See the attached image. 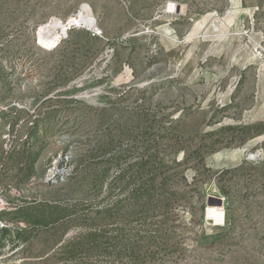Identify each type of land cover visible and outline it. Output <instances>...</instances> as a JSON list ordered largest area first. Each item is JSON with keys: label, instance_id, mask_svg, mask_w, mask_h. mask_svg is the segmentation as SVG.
Here are the masks:
<instances>
[{"label": "rangeland", "instance_id": "obj_1", "mask_svg": "<svg viewBox=\"0 0 264 264\" xmlns=\"http://www.w3.org/2000/svg\"><path fill=\"white\" fill-rule=\"evenodd\" d=\"M83 6L102 35L44 46ZM29 132L0 264H264V0H0L1 144ZM101 228L100 252L61 255Z\"/></svg>", "mask_w": 264, "mask_h": 264}, {"label": "trees", "instance_id": "obj_2", "mask_svg": "<svg viewBox=\"0 0 264 264\" xmlns=\"http://www.w3.org/2000/svg\"><path fill=\"white\" fill-rule=\"evenodd\" d=\"M40 155L38 134L29 132L25 134V139L17 137L12 145L7 149L4 148L0 141V186L5 181H14L17 185L25 183L33 174V167ZM105 213L104 208H100ZM28 230H21L17 233L19 239H24ZM9 233L8 227L0 229V246L6 235ZM104 230L98 229L86 234L79 233L77 236L66 240L60 247L61 255L69 258L76 254L87 252H100L103 247Z\"/></svg>", "mask_w": 264, "mask_h": 264}, {"label": "bare ground", "instance_id": "obj_3", "mask_svg": "<svg viewBox=\"0 0 264 264\" xmlns=\"http://www.w3.org/2000/svg\"><path fill=\"white\" fill-rule=\"evenodd\" d=\"M94 25L95 21L91 15L90 8L88 6H83L78 16L68 19L67 23L63 24L59 20L54 19L43 26L41 28L40 41L46 47H53L66 35L70 26H89L93 28ZM250 158L254 160L256 155H252ZM207 217L215 222L224 219L223 212L219 208H209Z\"/></svg>", "mask_w": 264, "mask_h": 264}, {"label": "built area", "instance_id": "obj_4", "mask_svg": "<svg viewBox=\"0 0 264 264\" xmlns=\"http://www.w3.org/2000/svg\"><path fill=\"white\" fill-rule=\"evenodd\" d=\"M161 14L166 15L167 17L171 18L169 20L172 21L174 17L179 14V10H177V6L175 3H171V4L168 3L166 7L164 8V10L161 11ZM89 31L91 32L93 36L102 35V31L98 27H95V26L91 28ZM57 177H60V172H58L54 168L49 169L43 178V182L47 183L50 180L52 181L54 179H57Z\"/></svg>", "mask_w": 264, "mask_h": 264}, {"label": "crops", "instance_id": "obj_5", "mask_svg": "<svg viewBox=\"0 0 264 264\" xmlns=\"http://www.w3.org/2000/svg\"><path fill=\"white\" fill-rule=\"evenodd\" d=\"M175 4H176V6H177V10H181V11H183V6L181 5V4H179L178 2H175ZM178 15H176L175 17H174V19L173 20H176V17H177ZM172 20V21H173Z\"/></svg>", "mask_w": 264, "mask_h": 264}, {"label": "water", "instance_id": "obj_6", "mask_svg": "<svg viewBox=\"0 0 264 264\" xmlns=\"http://www.w3.org/2000/svg\"><path fill=\"white\" fill-rule=\"evenodd\" d=\"M69 29H70V27H69Z\"/></svg>", "mask_w": 264, "mask_h": 264}]
</instances>
